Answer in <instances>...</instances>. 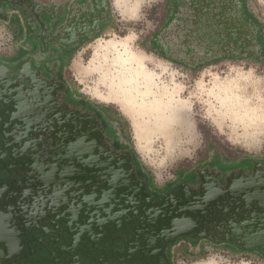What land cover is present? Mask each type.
<instances>
[{
  "label": "rangeland",
  "instance_id": "1",
  "mask_svg": "<svg viewBox=\"0 0 264 264\" xmlns=\"http://www.w3.org/2000/svg\"><path fill=\"white\" fill-rule=\"evenodd\" d=\"M43 1L59 5L65 20L58 38L52 40L58 44L45 47L52 41L42 43L38 37L44 24L49 25L50 7L33 5L32 22L30 16L26 21L20 14L28 35L42 32L33 38L25 31L19 35L14 23L0 17V66L11 72L28 68L32 60L37 71H50L54 99L46 98L47 92L40 89L42 96L34 93L33 97L40 103L46 98L42 111L49 104L47 119L56 134L63 128L62 134L66 129L77 134L69 122L74 116L66 114L79 116L75 125L79 122L81 129L86 126L92 131L112 157L131 162L139 180L142 169L144 175L148 173L147 190L162 195L176 187L197 195L202 184L211 181L225 191L233 180L264 174V0H126L124 15L115 0H87V6H70L71 1L83 0ZM66 2L69 5L62 6ZM243 6V13L256 23L239 22ZM106 16L95 35L96 22ZM84 26L90 33L80 39ZM254 29L259 44L251 41ZM70 44L76 47L68 50ZM91 63L100 69H89ZM10 72H6L9 77ZM145 74L150 77L147 85ZM124 75L135 77L136 82L115 93L110 78ZM27 81L24 93L31 95V86L40 84ZM17 99L19 107L27 103L26 98ZM26 133L30 141L34 132ZM47 133L51 138V132ZM48 136L40 135L39 143L51 141ZM8 157H12L10 151ZM90 184H82V189H94ZM230 202L225 196L218 207L199 217L207 237H195L196 231L172 242L173 264H264L262 250L246 249L224 238L221 225L226 224V214L221 210L229 208Z\"/></svg>",
  "mask_w": 264,
  "mask_h": 264
},
{
  "label": "flooded vegetation",
  "instance_id": "2",
  "mask_svg": "<svg viewBox=\"0 0 264 264\" xmlns=\"http://www.w3.org/2000/svg\"><path fill=\"white\" fill-rule=\"evenodd\" d=\"M30 3V0H0V17L6 18L5 5L8 4L19 8L20 14L22 13L26 20L28 16L34 15L33 5ZM85 5L87 6L88 3ZM29 18L32 22L33 17ZM33 32L34 35L42 33ZM79 32V35L86 36L90 33V29L84 26ZM43 36L44 34L38 36L42 43L53 40ZM6 72L10 71L0 66V264H85L87 262L101 264L102 260H104L103 264H173L169 253L172 237L167 234L168 221L176 215L170 214L166 207L167 200L162 199L171 194L174 200L181 202L187 195L181 193L180 187L167 191L165 195L151 194L150 190H147L146 183L142 185L137 172L128 160H126L129 167L127 173L133 179L129 185L132 191L130 190L128 198H118L114 202L111 210L113 220L106 222L100 230L96 227L85 228L84 226H90L87 223L83 224L82 227L85 229L82 233L76 231L77 228L73 229V226H70V232L67 226L66 231L63 232L60 231V227L52 223L55 217L50 219L51 222L47 218L37 217L26 224L19 222V218L11 212L14 210L6 207L8 193L17 183H25L33 178H37V182H42L43 179L51 183L57 182L54 179L57 174L55 171L58 169L50 167L48 163H43L41 160L48 154V152H42L41 147L49 148L52 144L41 145L37 141L39 136L37 131L32 135L35 140L33 143L24 142L26 127L21 120L24 121L22 116L25 114V111L23 112L25 106L19 107L17 98L25 99L33 96L34 93L42 96L38 89L45 94L47 92L46 98H51L55 90V81L50 80V71L35 70L36 76H34L31 69L19 67L10 72L12 78L7 76ZM27 80L38 82L41 88L31 86L32 94L23 96L27 95L24 93L25 90L28 92V88L24 89ZM53 107H55L54 100ZM34 128L30 127L32 130ZM18 137L22 142L16 141ZM26 137L28 138V133ZM26 146L32 147L21 150V147ZM119 148L128 149L123 146ZM32 149L36 150L32 151ZM9 151L12 157H8ZM38 171L41 172L38 173ZM208 177L205 178L211 179ZM155 209L157 210L154 211ZM80 219L82 216H78L76 220L78 226L82 223ZM193 233L187 236H193ZM90 235L94 237L91 238Z\"/></svg>",
  "mask_w": 264,
  "mask_h": 264
},
{
  "label": "water",
  "instance_id": "3",
  "mask_svg": "<svg viewBox=\"0 0 264 264\" xmlns=\"http://www.w3.org/2000/svg\"><path fill=\"white\" fill-rule=\"evenodd\" d=\"M25 101L27 103H23V105L28 106V109L25 110L31 113L22 116L24 121L21 120V123L25 124L26 130L35 127L34 130L30 129V132L37 131L39 136H48V131L52 134L51 138L49 136L47 138L51 139L49 142L52 143H44L52 145L49 148L42 146L40 149L42 152H48L41 160L43 163H48L50 167L58 169L55 171L57 174L54 179L57 182L51 183L43 178H40L43 179L42 182H37V178H33L25 183H17L10 191L13 194L10 209L16 211L11 212L19 218V222L25 224L37 216L39 219L47 218L49 222L52 221L51 218L55 217L52 223L56 227H60V231L63 232L66 231V226L69 232L70 226H73V229L77 228L76 231L82 233L86 228L82 227L83 224H90L88 219L85 220L83 213L89 212L90 208L93 213L96 210L104 215L100 217L103 224L113 220L111 210L114 207V202L118 198H128L130 190L132 191L129 185L133 179L127 173L126 161L123 158H114L110 153H107L108 151L103 149L99 140L93 137L94 134L91 135L92 131L86 126L81 129L79 122L75 125V118L79 119V116L66 114L68 118L74 116V119L69 122L73 123L72 128L77 130H74L77 134L71 133V136L67 129L66 133L62 134L61 130L64 128L56 134L50 125L51 120L46 119L47 113L50 111L49 104L47 113L44 114L42 111V107H46V100L40 103L36 102L35 97L28 96ZM31 102H34L32 106ZM26 116H31L33 120ZM54 119H56L55 115ZM39 136L38 142L41 140ZM26 139L28 138L25 133L24 142L33 143V140ZM16 141L22 142L20 137L16 138ZM31 147L24 148L31 149ZM34 150L36 149H32V151ZM42 165L46 167L45 164ZM40 172L38 171V173ZM90 183L95 185L94 189H89V191L82 189V184L90 187ZM189 196L181 202L174 200L171 194L162 199L167 200L166 207L170 214L176 215L175 218H170L168 221L167 236L170 233L171 242L177 237H187L191 232L195 233L196 231L198 234L195 237H207L208 233L203 228L204 222L199 217L206 213L209 214L212 207L219 206L220 199L229 196L233 202L228 204L229 208L224 207L221 210L226 214V224L223 222L221 225L224 238L232 239L243 248H257L264 252V174L233 180L225 191L218 188L212 181L204 182L200 193ZM213 213L215 214V212ZM78 216H83L85 220H79L82 222L79 226L76 224ZM89 232L91 233L90 230Z\"/></svg>",
  "mask_w": 264,
  "mask_h": 264
},
{
  "label": "crops",
  "instance_id": "4",
  "mask_svg": "<svg viewBox=\"0 0 264 264\" xmlns=\"http://www.w3.org/2000/svg\"><path fill=\"white\" fill-rule=\"evenodd\" d=\"M73 2H75V1H71L70 2V6H75V5H80V6H83V5H85L86 4V2H87V0H83V1H77V4L76 3H73ZM126 3H127V1L126 0H115L114 1V5L118 8V9H120L121 10V12L123 13V15L124 14H127L126 12H125V10H123V6L124 5H126ZM31 5H40V6H42L43 8H44V6H46V7H50V18H49V25H48V23H45L44 24V29L42 30V35L44 34V36L45 37H49V38H58V33H59V31H60V27L62 26L61 24L65 21V20H63V18H62V14H60V9H58L59 8V5H57V7H55L54 5H46V2L45 1H43V0H31V3H30ZM65 5H69V3H64L62 6H65ZM17 10H20L19 8H16V7H14V6H12V5H7L6 7H5V12H6V18H3L2 20L4 21V22H6L7 24H9L10 22H12V23H14L15 25H16V29L14 30V31H18L19 32V35H21V33L23 32V31H25V28L22 26V23H21V21H22V19H21V16H20V13L17 11ZM44 10V9H43ZM41 11L42 10H40L39 12L41 13ZM27 14H29V13H27ZM41 15V14H40ZM68 15V14H67ZM38 16V15H37ZM66 20H67V18H65ZM106 20H107V16L105 17V18H101V20L100 21H98V22H96V30H95V32H96V34L95 35H98L99 34V32H100V30L102 29V26L106 23ZM62 21V22H61ZM56 23H58V27H56L54 24H56ZM14 26V25H13ZM46 29H48L49 30V32H47L46 31ZM26 32V31H25ZM27 33V32H26ZM25 35H27V36H29V37H31V38H33L34 37V34L32 33V35H28V33L27 34H25ZM33 36V37H32ZM43 36V37H44ZM81 37H86L85 35H83V36H79L78 38H80L81 39ZM79 39V40H80ZM52 41V40H51ZM35 42H37V40L35 39ZM34 42V43H35ZM53 43V44H52ZM56 43V44H55ZM36 44V43H35ZM58 44V42L57 41H55L54 40V42L52 41V42H50V43H48V42H46L45 43V47L46 46H51V45H57ZM76 47V45H74V44H70V46L68 47V50H73L74 48ZM0 63H3V62H0ZM5 64V63H4ZM30 64H31V66H29L30 67V69H34L33 71H35V70H37L39 67H36L35 65H33V63H32V60H30ZM28 67V68H29ZM9 68L11 69V67L9 66ZM36 84H39L38 82H33V85H36ZM39 100H41V99H39ZM34 132V131H33ZM24 148V147H23ZM135 166H136V168H137V170L139 169V170H141V167L139 168V166L135 163ZM142 171V176H143V179H140L143 183H146V186L147 187H149V176H148V173L146 174V175H144L145 174V172L143 171V169L141 170ZM138 174V173H137ZM150 188V187H149ZM150 190V189H149ZM171 189H169L168 191H170ZM150 193L151 194H154V195H160L162 192L161 191H157V190H155V191H151L150 190ZM8 200L6 199V206H7V208L8 209H10V202L12 201V196H13V194H11L10 192L8 193ZM90 211L89 212H84L83 214H85V220H89V222H90V226L92 227V228H95L96 227V229H98V230H100V228L101 227H103L104 226V224L102 223V221H101V219H100V217H102V216H104L103 214H101V213H99V211H96V210H94V212L95 213H93V211L91 210V208L89 209ZM88 213H89V218H88ZM96 213H98L97 215H96ZM38 217V216H37ZM52 219V218H51ZM80 220H84V217L82 216V219H80ZM84 220V221H85ZM27 223V222H26ZM89 224V223H88ZM84 227H86V226H84ZM91 227H86L87 229L88 228H90L91 229ZM90 234H92V233H90ZM90 237L91 238H93L94 237V235H90ZM178 240V238L175 240V241H177ZM103 261L104 260H102V263L101 264H103ZM106 261V260H105ZM171 261H172V259H171ZM107 262V261H106ZM85 264H91V263H85Z\"/></svg>",
  "mask_w": 264,
  "mask_h": 264
},
{
  "label": "bare ground",
  "instance_id": "5",
  "mask_svg": "<svg viewBox=\"0 0 264 264\" xmlns=\"http://www.w3.org/2000/svg\"><path fill=\"white\" fill-rule=\"evenodd\" d=\"M113 46H116V43L115 42H112L111 43ZM89 69H100V66H97V65H93V63H91L90 65H89V67H88ZM104 75L105 74H103L102 75V78L104 77ZM111 79V82H112V86H113V88H114V90L113 91H115V93H118L119 91L118 90H120V89H122L123 88V86H133V80L136 82V78L135 77H132V78H130V77H127V76H122V77H117V78H115L114 76L112 77V78H110ZM149 80H150V77L147 75V74H145V78H144V83L147 85V83L149 82ZM128 86V87H129ZM130 90H128L127 92H129ZM145 93H147V90L146 91H144ZM133 98H131V100H132ZM125 100H126V102H129V100H130V97L129 96H127L126 98H125ZM132 102V101H131ZM157 107H160L159 105H157Z\"/></svg>",
  "mask_w": 264,
  "mask_h": 264
},
{
  "label": "trees",
  "instance_id": "6",
  "mask_svg": "<svg viewBox=\"0 0 264 264\" xmlns=\"http://www.w3.org/2000/svg\"><path fill=\"white\" fill-rule=\"evenodd\" d=\"M243 11H244V6H243V8H242V10H240L239 12H241V17H240V19H239V22L242 20L243 22H246L247 20H249L250 21V23L251 24H253V23H256L257 21H256V19H254L253 17H250V16H248L247 15V13H243ZM241 21V22H242ZM248 23V22H247ZM254 26L256 27V25H249V27H252V28H254ZM252 33V39H251V41L252 40H256V42H257V44H259V42H258V39H257V36H258V31L257 30H255L254 29V33L253 32H251ZM251 36V35H250ZM206 37H208V35H206ZM209 38V37H208ZM209 40H212L211 38L209 39ZM28 95V94H27ZM27 95H23V96H27ZM90 109V108H89ZM47 110L48 109H46L45 110V112H44V114L45 113H47ZM103 110L104 111H109L110 110V108L109 107H103ZM96 113V112H95ZM96 116H98V115H96ZM47 119V118H46ZM34 139V138H33Z\"/></svg>",
  "mask_w": 264,
  "mask_h": 264
}]
</instances>
